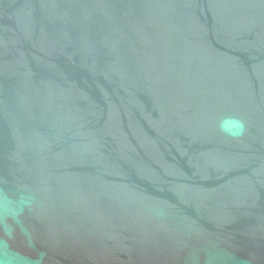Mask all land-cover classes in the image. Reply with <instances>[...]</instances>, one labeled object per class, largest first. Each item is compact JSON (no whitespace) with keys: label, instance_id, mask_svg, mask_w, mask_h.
Returning <instances> with one entry per match:
<instances>
[{"label":"water","instance_id":"obj_1","mask_svg":"<svg viewBox=\"0 0 264 264\" xmlns=\"http://www.w3.org/2000/svg\"><path fill=\"white\" fill-rule=\"evenodd\" d=\"M5 193L44 264H264V0H0Z\"/></svg>","mask_w":264,"mask_h":264},{"label":"clouds","instance_id":"obj_2","mask_svg":"<svg viewBox=\"0 0 264 264\" xmlns=\"http://www.w3.org/2000/svg\"><path fill=\"white\" fill-rule=\"evenodd\" d=\"M219 131L226 137L238 139L246 132L245 121L234 115H225L217 122ZM31 204L30 196L16 198L0 194V217L4 219L3 237L0 238V264H44V253L32 254L33 235L22 223L21 216ZM22 239L23 249L14 246Z\"/></svg>","mask_w":264,"mask_h":264}]
</instances>
